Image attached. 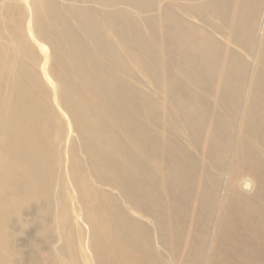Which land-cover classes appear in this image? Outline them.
I'll use <instances>...</instances> for the list:
<instances>
[{
  "label": "bare ground",
  "instance_id": "bare-ground-1",
  "mask_svg": "<svg viewBox=\"0 0 264 264\" xmlns=\"http://www.w3.org/2000/svg\"><path fill=\"white\" fill-rule=\"evenodd\" d=\"M56 1L47 4V0H11L0 12V196L12 184V188H19L21 199H35L37 203L46 201L50 205L55 172L64 169L69 173L66 177L69 183L75 186L73 190L79 197L84 220L92 232V244H104L96 249L99 264H166L160 247L167 249L173 259L177 258L182 245V225L187 221L185 211L176 205V201L187 194L176 192L183 184V173L177 170L174 162L189 155L179 142L191 146L192 150V140L202 130L206 135L205 146L211 142L207 118L203 116L199 123L210 104L200 91L209 88L200 84L201 73L212 72L222 54L231 53L236 46L245 44L243 48L248 52L254 46H250L246 34L239 39L221 38L226 32L224 28L231 25L225 20L229 0H211L210 8L202 5L204 0H177L182 5L166 7L165 22L153 27L151 36L144 38L150 57L151 92L147 96L149 106L144 110L149 116L137 119L136 110L132 111L135 97L132 44L136 36L121 17H131L129 10L132 8L138 12L144 9L132 0L128 3L123 0H58L60 4L101 3L103 10L99 16L91 10L85 13L70 7L61 10ZM161 1L152 0L153 11L162 12L161 4L158 5ZM262 2L237 0L243 11L237 12L235 19L245 15V7L249 15L255 14ZM120 5L124 8L115 9ZM53 8L61 11L54 16L51 14ZM182 12L197 21L191 24L180 16L175 18ZM76 21L80 24L78 28ZM39 22L50 26L51 30L54 28L56 34L68 33L60 35L59 39H74L80 44L70 43L71 48L65 46V50L59 52L65 60L71 61L67 68L64 67L65 90L69 93L65 102L61 99V85L57 86L49 73L56 46L40 38ZM197 24L207 27L213 36H207L206 30L196 27ZM154 31L162 32L163 36L158 37ZM82 33L88 36H78ZM260 40L263 46L257 53L255 78L264 74V38ZM124 41L131 46L122 55ZM37 56L42 57L39 63ZM124 71L128 74L125 84L119 82L120 72ZM29 79L32 82L37 79V111L33 106V94H25L33 89L27 83ZM257 89L253 97L244 101L245 113L238 139L241 146H247L235 152L227 197L236 196L232 190H237L242 176L257 174V167L264 171V88ZM196 100H201L203 105L197 107ZM27 101L32 103L23 108ZM42 105L50 117L64 123L65 130L62 135L59 133L58 139L61 138L69 150H65L67 162L61 160V165L56 162L61 159V140L57 139L58 143L48 141L49 135L46 136L39 122ZM35 112L37 130H27L20 123ZM213 112L215 114L216 109ZM247 128L250 130L248 137L244 133ZM150 129L157 132L153 137L154 145L149 143L152 139ZM74 134L75 139L72 138ZM43 148L48 149L46 156ZM70 155H73L72 162ZM79 156H83L82 159ZM243 184L251 189L250 183ZM113 192L115 195L111 194ZM202 200L199 201L202 203ZM261 204L248 207V214L240 220L232 213L235 216L229 224L219 221L209 263L264 261V217L255 216ZM242 209L238 204L237 210ZM98 211L102 214H97ZM162 220L165 226L161 225ZM240 227L248 232L241 234ZM194 241L189 243V254L181 256L184 262L197 264L201 261L203 245L199 248Z\"/></svg>",
  "mask_w": 264,
  "mask_h": 264
},
{
  "label": "rangeland",
  "instance_id": "rangeland-1",
  "mask_svg": "<svg viewBox=\"0 0 264 264\" xmlns=\"http://www.w3.org/2000/svg\"><path fill=\"white\" fill-rule=\"evenodd\" d=\"M54 1L47 0V4H55ZM127 1L129 0H123V2ZM132 1L140 5L144 10L138 12V10L132 8L131 11L129 10L131 17L122 15L121 20L128 24V30L136 36V40L132 44L135 53L134 85L132 86L135 97L132 111L136 110L134 113L137 119H144L149 116L144 110L149 106L147 96L151 92L148 81L150 57L144 38L147 35L151 36L150 33H153V27H159L160 24L165 22L166 7L176 8L178 7L177 5L182 4L180 2L178 3L177 0H162L159 3L157 2L158 5L161 4V12L157 9L155 11L152 10V5L154 6V3L151 5L152 0ZM10 2L11 0H0V12ZM56 4L59 8L61 7V10H64L62 9L63 7L74 8L79 13H85L87 10H91L99 16H101L103 10L101 3L96 4L94 2H61L60 4L57 0ZM202 5L210 8L211 0H204ZM238 7L239 10H237ZM122 8H124V5L115 7V9ZM53 9L55 13L52 11V15L61 11L60 9ZM225 9L227 15L225 18L226 23H230L231 25L228 28H224L226 32L221 35V38L239 39L240 36L246 34L245 36L248 37L247 41L250 46L253 44L254 49L248 52L243 48L245 44L241 47L236 46L231 53L222 54L221 61L214 64V70L212 72L201 73L200 84L209 88H202L200 91L205 94L204 98L210 104L207 112L200 116L199 123H201L203 116L207 118L210 127L211 142L209 146H205L206 135L204 130L198 132L192 140L194 143L192 150L191 146L186 144L181 145L178 141L181 148L189 154H185V156L174 162L177 170L183 173L184 184H181L180 191L178 188L176 192L179 194L182 193V195L187 194V197L181 196L176 201V205L182 208V211H185L187 221H184L182 225V245L180 246V255L177 258L173 259L167 249L160 247V253L163 254V259L166 264H194L193 261L189 262L186 260L184 262L181 258L185 253L189 254V243L193 239L199 248L200 244L203 245L201 249V261L197 264H264V261L208 262L219 221L222 220L224 223L229 224L231 222L230 220L235 216H232V213L236 214L239 220L244 218L248 214V207L253 206L254 203H262L260 205L261 209L259 210L257 208L256 218L260 215L264 217V199H262L264 198V171L259 169V167L255 169L257 174L251 176L244 175L240 178L241 180L236 186L237 190H232L236 196H226L230 181L229 174L232 169L235 152L240 147L245 148L247 146L246 144L241 146L238 139L241 135V119L245 113L244 101L249 97H253L254 92L258 90L257 88L259 86H263L264 88V74L256 78L254 77L257 65V53L263 46L260 38H264V0L255 11V14L249 15L247 11L249 9L245 7L243 12L245 15L240 19L239 17L235 19V16L237 12L243 11V6L238 5L237 0H229L228 6ZM179 16L191 24L197 21V19H193L187 15L186 12H182L181 15L180 13L175 15V18ZM105 21L111 22L109 19ZM75 23L76 28L80 27L79 21ZM59 26L61 25L59 24ZM196 27H199L203 31L206 30L205 33L207 36H213L208 32L207 27L200 24H197ZM53 29L51 30L50 26H47L45 23L42 24L39 22L37 24V32L43 42L56 46V54L55 52L53 53L54 57H52L54 60L53 64L49 67V73L53 77V80H55L57 86H64V88L60 86V89L63 90L60 92L61 99L64 98L62 102H65L69 93L66 91L67 89L65 90L66 75L64 73V67L67 68L71 64V61L65 60L62 53L60 54L59 52L60 50L61 52L65 50L63 49L65 46L71 48L70 43L80 44L74 39L70 41L59 39L60 35L67 36L68 33L56 34ZM155 35L162 37L163 33L156 31ZM56 36L58 37L57 40L55 39ZM78 36H88V34L82 33ZM127 43L124 41L121 44L122 48L120 53L122 55L127 52V47L129 45L131 46L130 43L129 45ZM224 56H226V59H223ZM41 59L42 57L37 56V63L41 62ZM37 70L40 73V69L37 68ZM158 71L160 72L161 69ZM127 76L126 71L120 72L119 82L125 84ZM34 80L33 82L30 79L27 81L29 85L33 86V89L25 92V94H33V106L35 105L34 109L36 107L37 111V79ZM38 98L42 102L45 101L41 94H38ZM196 101L195 104L197 107L203 105L201 100ZM31 103V101H27L22 107L28 108ZM61 106L64 109L62 104ZM214 109H216L215 114L213 112ZM39 122L42 125L41 128L47 133L46 136L49 135L46 137L48 141L58 143L61 140L58 137L59 133L62 135L65 130L64 123L50 117L47 108L43 105L39 111ZM10 123L16 124L15 121H11ZM20 124L24 125L27 130L33 128L37 130V112L29 118L26 116L23 123ZM204 124L207 126L206 123ZM8 128L11 127L8 126ZM156 133V130L150 129L152 139H149V143L152 145H154L152 142H154L153 137H155ZM244 133L248 137L250 134L249 128ZM73 136L72 138L75 139V134ZM67 149L69 150V146L61 140V159L59 158V161H56L58 165L62 164L61 160L65 163L67 162L68 157L65 153ZM70 152L72 153V147H70ZM42 153L46 156L48 149L45 150L43 148ZM72 157L73 155H70L71 162ZM82 157L80 158L82 159ZM163 163L166 164L167 160H164ZM68 174L64 169L62 171L61 168L56 170V183L51 189L52 194L50 195V199L52 203L50 205L46 201L45 203L43 201L37 203L35 199H21L18 193L19 188H12V184H10L8 190L4 191L3 196H0V264H99L98 262L100 260L97 259L96 249L98 246L101 247L103 245L104 247V244H92V232L84 220L82 209L78 203L79 197L73 190L75 186L73 187V184L71 186L68 178H66L69 176ZM155 175L157 176V173ZM156 179H159L157 181L158 185L161 177ZM166 180L168 182L169 177ZM245 182L251 184V189L247 192L244 190L245 185L243 183ZM70 194L73 196V200ZM111 194L115 195L114 192ZM224 196H226L227 200ZM7 199L8 201L10 200V204H7ZM200 199H203L202 203L199 201ZM238 204L243 206V209L240 211L237 210ZM97 214H102V212L98 211ZM160 215L162 216V214ZM198 222L199 224L197 225ZM152 223L155 224L154 222ZM161 225L165 226L163 220L161 221ZM238 229L239 231H237L241 234L248 232L243 227ZM156 239L158 241L160 240L158 233ZM157 244L159 245L160 243L157 242ZM185 245L186 248L184 247Z\"/></svg>",
  "mask_w": 264,
  "mask_h": 264
},
{
  "label": "clouds",
  "instance_id": "clouds-1",
  "mask_svg": "<svg viewBox=\"0 0 264 264\" xmlns=\"http://www.w3.org/2000/svg\"><path fill=\"white\" fill-rule=\"evenodd\" d=\"M244 190H245V191H249V187H248L247 184H245V186H244Z\"/></svg>",
  "mask_w": 264,
  "mask_h": 264
}]
</instances>
